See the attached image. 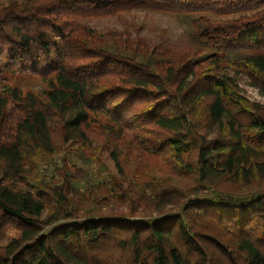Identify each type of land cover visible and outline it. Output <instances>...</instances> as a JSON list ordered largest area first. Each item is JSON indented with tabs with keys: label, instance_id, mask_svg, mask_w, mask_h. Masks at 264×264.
<instances>
[{
	"label": "trees",
	"instance_id": "16d2710c",
	"mask_svg": "<svg viewBox=\"0 0 264 264\" xmlns=\"http://www.w3.org/2000/svg\"><path fill=\"white\" fill-rule=\"evenodd\" d=\"M187 15L183 38L90 19ZM0 264H264V0H0ZM111 162L112 165H108Z\"/></svg>",
	"mask_w": 264,
	"mask_h": 264
},
{
	"label": "rangeland",
	"instance_id": "374dc122",
	"mask_svg": "<svg viewBox=\"0 0 264 264\" xmlns=\"http://www.w3.org/2000/svg\"><path fill=\"white\" fill-rule=\"evenodd\" d=\"M123 18L116 16H104L101 18H93L88 23L97 28H117L120 29V21L129 24H135L141 28L139 33L143 36L154 38L162 36L170 40H178L183 38L187 30V15H179L156 11L135 10L129 13H123ZM238 89L247 98L253 101L264 103V98L260 96L257 90L251 87L248 80L239 78ZM4 87H16L24 92H33L39 94L46 87V82L36 75H13L0 81V92ZM112 165L111 162H107ZM17 235L15 230L7 227L0 233V244H4L9 238Z\"/></svg>",
	"mask_w": 264,
	"mask_h": 264
}]
</instances>
